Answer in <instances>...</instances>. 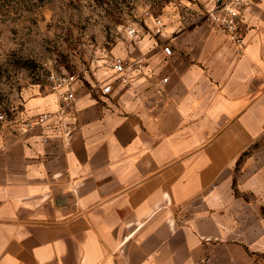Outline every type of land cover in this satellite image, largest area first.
I'll list each match as a JSON object with an SVG mask.
<instances>
[{"label": "crops", "instance_id": "obj_1", "mask_svg": "<svg viewBox=\"0 0 264 264\" xmlns=\"http://www.w3.org/2000/svg\"><path fill=\"white\" fill-rule=\"evenodd\" d=\"M212 3L151 11L112 47L124 73L78 63L68 130L24 125L61 110L50 87L0 120V264H264V0L241 55Z\"/></svg>", "mask_w": 264, "mask_h": 264}, {"label": "rangeland", "instance_id": "obj_2", "mask_svg": "<svg viewBox=\"0 0 264 264\" xmlns=\"http://www.w3.org/2000/svg\"><path fill=\"white\" fill-rule=\"evenodd\" d=\"M181 0H0V112L11 114L32 88L49 87L52 69L77 79L78 63H107L145 10Z\"/></svg>", "mask_w": 264, "mask_h": 264}, {"label": "built area", "instance_id": "obj_3", "mask_svg": "<svg viewBox=\"0 0 264 264\" xmlns=\"http://www.w3.org/2000/svg\"><path fill=\"white\" fill-rule=\"evenodd\" d=\"M244 4L243 0H213L211 7L207 9V16L209 20L212 22L213 26L228 35L230 40L234 43L236 47V52L238 55H241L245 52L246 42H245V34L242 26L240 24V14L243 9ZM146 16H152V12L148 9L145 10ZM155 29L156 33H160L162 28L164 27V21L162 18L155 16ZM138 33V29L136 26L128 28V34L131 36H135ZM163 50L167 56L172 55V48L169 45H165ZM109 66L117 73H124L126 70V64L122 57L120 56H111L108 60ZM49 79V87L52 90H55L59 93L60 97L65 102L61 107V110L58 111H46L40 113L30 119L24 121V125L31 128L37 125L45 126L48 120L54 116L59 117L60 122L59 126L68 130L69 123L66 120L62 119L60 113H65V110L73 103L75 94L73 90V85L75 82V76L69 74L66 71L52 69L48 76ZM125 80H127L125 78ZM110 90V86L107 85L103 87L104 92H108ZM11 119V114L6 112H0V120L6 121ZM47 137H45V141H47Z\"/></svg>", "mask_w": 264, "mask_h": 264}]
</instances>
